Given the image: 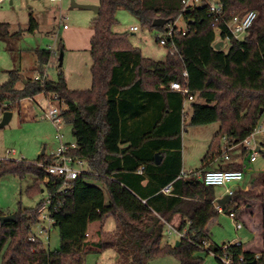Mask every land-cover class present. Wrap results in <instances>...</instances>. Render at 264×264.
<instances>
[{"label":"trees","instance_id":"obj_1","mask_svg":"<svg viewBox=\"0 0 264 264\" xmlns=\"http://www.w3.org/2000/svg\"><path fill=\"white\" fill-rule=\"evenodd\" d=\"M226 21L234 16L257 12L252 28L240 42L232 37L223 22L216 23L221 40L228 42L227 52L215 49L216 28L209 18L208 5L184 9L183 0H100V11L93 22L90 55L92 86L88 90H71L60 74L56 81L44 84L10 72L8 82L0 86V104L9 112L20 109L21 101L45 93L60 107L65 124H70L78 149L70 155L87 165L86 173L69 184L68 192L57 193L61 180L51 177L45 183L51 193L52 224L58 228L61 246L46 249L40 240L31 238L45 230L38 209H22L14 222L0 221V264H85L86 257L113 249L116 264H150L167 255H175L180 264H201L196 253L206 249L207 227L220 213L216 209L217 188L207 186L196 177L178 178L182 171V133L187 106L184 96L171 89L173 82L184 84L188 73L189 95L201 102L189 103L190 125L220 123L203 160L207 167L224 157V148H242L244 140L259 126L264 115V0H218ZM129 11L144 28L166 32L179 18L185 30L175 26L168 39L164 62L146 58L134 48L125 34L114 33L118 10ZM156 19L169 24L153 28ZM38 29L30 18L31 33ZM10 36L9 25L0 24V38ZM55 53L38 52L41 66L48 65ZM22 86L19 88L18 84ZM225 149V150H226ZM161 158L160 163L156 155ZM264 157V152H261ZM55 162L53 156L37 161L0 160V180L8 175L23 177L33 172L37 181L48 177L42 167ZM144 170L139 173L141 168ZM216 170L242 171L238 163ZM99 182V186L90 183ZM255 191H238L233 201L244 200L261 205V242L264 250V175ZM169 188V193L163 190ZM232 201V202H233ZM229 205V204H228ZM226 205L224 212H226ZM9 214L0 211V218ZM180 217L176 226L179 247L165 243V230ZM116 222L112 233L98 232L100 240H90V225ZM224 254L222 247L207 253ZM243 264H264V257L232 245L226 252Z\"/></svg>","mask_w":264,"mask_h":264},{"label":"rangeland","instance_id":"obj_2","mask_svg":"<svg viewBox=\"0 0 264 264\" xmlns=\"http://www.w3.org/2000/svg\"><path fill=\"white\" fill-rule=\"evenodd\" d=\"M90 0H88L89 2ZM217 2L218 0H206ZM87 0H4L0 5V24L9 25L10 36L0 38V86L8 82L10 72L17 71L25 78L34 80L36 76H47V80L56 81L62 74L71 90H85L92 86L91 68L93 65L90 55L91 38L94 33L93 22L97 14L93 11L76 8L74 5L99 6L100 0H95L96 4L83 3ZM92 2V0H91ZM33 17L38 23L35 33L29 31L30 18ZM117 23L113 27L114 33L125 34L134 48L142 51L146 58L157 62H164L168 49L161 46L157 38L160 32L144 28L140 22L127 10L120 9L116 14ZM64 26H67L65 29ZM137 26L138 31H130L131 27ZM178 30L186 29L183 18H179L175 24ZM215 42H222L220 30L215 31ZM227 52L230 44L226 41L222 46ZM221 48V49H222ZM51 50L55 53L48 65L41 66L38 62V52ZM21 83L18 84L20 88ZM45 93L34 97L31 108L26 112L20 106L12 112L11 121L0 128V160L34 162L40 156L51 157L57 153L59 142L55 136L57 131L53 123L43 117V112L49 108H66L57 101H51ZM194 102H201L195 98ZM189 116L185 117V128L182 133V170L184 172L201 171L203 160L208 153L213 137L220 130V123L205 126L190 125V115L192 108L187 103ZM3 114H0V123ZM264 127V115L259 123L258 130L251 137L250 149H253L252 142L262 141L264 134L260 128ZM62 134L65 142L73 143L74 137L70 124H63ZM226 148L223 146V151ZM11 152V154H8ZM225 152V151H224ZM232 162L243 163L248 159L247 153L243 155L242 148L237 147L228 151ZM227 164V161H224ZM249 165V163L247 162ZM209 166L217 167V163ZM253 171L247 175V181H254L260 172H264V157L260 153L258 162L251 165ZM90 183L99 186V182L91 180ZM240 184V183H239ZM238 183L230 184L232 188L238 189ZM244 189L245 183H241ZM259 189V188H258ZM258 189L250 190L255 191ZM219 194L222 190L217 189ZM48 191L45 182L37 181L33 172L26 173L23 177L8 175L0 180V211L13 215L22 209H38L40 203L47 200ZM235 213V219L229 213ZM261 218V205L253 202L248 208L244 200L231 202L226 212L221 213L212 220L208 227V241L206 249L196 253V258L202 260L201 264H220L212 253H207V249L215 246L240 242L244 247L258 251L257 255L264 257V250L261 246L260 234L253 226H249L247 221L258 222ZM240 223L242 229L237 230L236 224ZM253 224V223H252ZM46 230L36 231V237L44 243L46 249L57 250L61 246V239L58 228H51L46 224ZM116 229V222L109 218L103 224L96 222L90 225V240L97 242L100 240L98 232L104 234L112 233ZM169 228L165 230V243H176L179 238L176 234H169ZM118 255L113 249L102 251L100 254H89L85 264H116ZM150 264H180L175 255L162 256Z\"/></svg>","mask_w":264,"mask_h":264},{"label":"built area","instance_id":"obj_3","mask_svg":"<svg viewBox=\"0 0 264 264\" xmlns=\"http://www.w3.org/2000/svg\"><path fill=\"white\" fill-rule=\"evenodd\" d=\"M54 1V0H52ZM4 2V0H0V5ZM205 2L208 5L209 10V18L212 19V24L216 28V30H219L216 26V23H219L220 21L224 23L225 27L227 28L229 32V37L235 39L236 41L240 42L244 39L247 32L252 28L254 22L257 19V12L250 11L244 16H234L229 21H226L225 19V13L222 10L221 5L218 4V2H208L206 0H183L184 9H188L191 7H200L205 4ZM66 29L67 26H64ZM138 28H132L131 31L136 32ZM175 33V26H168L166 27V32L160 34V36L157 38L158 43L161 46H166L168 39L173 37ZM46 75H39L34 78V81H38L42 84H44L47 80ZM183 79L184 84L181 82H173L171 84V89L177 92H180L184 96V112L185 107L187 103L194 102L195 98L189 95V87H188V73H183ZM52 101V100H51ZM51 101H49V105L52 106ZM8 107L7 104H0V114H4L8 110L6 108ZM43 117L50 120L56 131L57 135L55 136L56 140L59 142V146L57 149V153L53 155L55 162L51 165L43 166L45 169L48 177L45 179V183H49L51 180V177L56 178L58 180H61L62 184L61 187L58 189L57 193L64 194L68 192L69 190V184L76 180L78 177H80L82 174L86 173L87 171V165L84 160L74 157L70 155V152L73 150L78 149V146L75 142L73 143H66L65 137L62 134L63 129V119L61 117V110L60 108H49L48 111L43 112ZM259 127V126H258ZM258 128L256 129V131ZM255 131V132H256ZM264 134V127L262 126L259 130ZM254 132V133H255ZM254 134H252L250 137H248L244 142L242 143V146L247 151L248 160L250 163H255L258 160V156L261 152H264V143L262 141L259 142H252L254 144L253 149H250L251 145V137H253ZM8 154H11V152H8ZM226 159H228L226 157ZM144 168L142 167L140 169V172L143 171ZM189 177H196L199 180L203 181V183L207 186H212L217 189L222 190L221 195L218 197L217 201L219 199H222L226 195L234 196L236 191L231 188L230 184H236L240 183L244 180V172L243 171H231V170H208L204 174L197 173L195 171L190 172H184L183 170L180 172V175L178 178H189ZM164 193H169V188H166L163 190ZM52 200L53 197L51 193L48 192V198L47 200L43 201L42 205L40 206L38 210V218L40 222L44 225L43 228H46V224H49L51 226L52 224ZM216 201V209L221 214L224 213V207H221L217 204ZM229 216L232 219H235V213L230 212ZM169 234H176L179 237L185 238L186 232L179 233L176 229L172 228L168 225ZM236 228L241 229L242 225L240 223L236 224ZM42 230V229H41ZM39 239L36 237V235L32 236L31 241L35 242ZM232 245L240 246V242H235L233 244L224 245L222 247V251L224 254H217L212 253L217 260L220 262V264H243L244 259L240 258L239 261H234L232 257H230L226 252L230 249ZM261 256L256 255V259H259Z\"/></svg>","mask_w":264,"mask_h":264},{"label":"crops","instance_id":"obj_4","mask_svg":"<svg viewBox=\"0 0 264 264\" xmlns=\"http://www.w3.org/2000/svg\"><path fill=\"white\" fill-rule=\"evenodd\" d=\"M93 1H95V0H92V2H91V0L88 2V0H87V2H83V3H92V4H96L97 5V3L96 2H93ZM132 28H138L137 26H134V27H131L130 28V31H131V29ZM181 30H185V29H181ZM138 31V30H137ZM136 31V32H137ZM133 32V31H132ZM90 89V88H89ZM85 90H88V89H85ZM30 100H32V99H25V100H23V101H21V106H22V109L21 110H24L25 112L28 110V109H30L31 108V102H30ZM67 143H69V142H67ZM236 148H233V150H235ZM225 152H224V157H223V159H221V160H217L216 162H214V163H217L218 164V166L217 167H214V166H208L207 167V171L208 170H216V169H219L220 167H223V168H226L230 163H238V162H232V158L230 157V155L229 154H227L228 153V151H230V150H228V149H226V150H224ZM226 157L228 158V159H226ZM224 161H227V164L226 163H224ZM247 162L249 163V165L247 164ZM258 162V160L255 162V163H257ZM239 165H241V168H242V171L244 172V180L242 181V182H240V184L241 183H245V186H244V189H241L240 188V184L238 185V189L236 190L235 188H233L236 192H238V191H250V190H254V189H258L259 187H260V177L262 176V175H264V172H260V174L258 175V178H256V179H254V181H250V182H246L247 181V175L250 173V172H252L254 169H253V167L251 166L253 163H250L249 162V160L247 159V158H245V160L243 161V163H238ZM142 172V171H141ZM140 171H139V173H141ZM232 188V187H231ZM221 194H219V196H220ZM218 196V197H219ZM248 208H251V207H249L248 206ZM180 217L179 216H177V217H175V219H174V221H173V224L172 225H169V226H171L172 228H174V229H176V226L179 224V222H180ZM253 223V224H252ZM247 224L249 225V226H253L255 229L254 230H257L258 232H259V234H260V240H261V218L259 219L258 218V222H253V221H247ZM242 229V228H241ZM238 230H240V229H238ZM180 238V237H179ZM179 238L177 239V241H179ZM176 241V242H177ZM242 244V243H241ZM261 246H262V242H261ZM242 247H243V249L245 250V251H249V252H252V253H255L256 255H257V252L258 251H254V250H251V249H249V248H246V247H244V245L242 244ZM262 249H263V247H262ZM259 255H262V254H259Z\"/></svg>","mask_w":264,"mask_h":264},{"label":"water","instance_id":"obj_5","mask_svg":"<svg viewBox=\"0 0 264 264\" xmlns=\"http://www.w3.org/2000/svg\"><path fill=\"white\" fill-rule=\"evenodd\" d=\"M76 8H80V9H84V10H89V11H93L95 12L96 14L99 13L100 11V7L99 6H92V5H74ZM169 24V21L166 20V19H156L154 22H153V28H163L165 27L166 25ZM224 45V42H220V43H217L216 46H215V49L217 51H220L222 46ZM12 119V112H5L3 114V119L0 123V128H3L4 126H6ZM156 160L158 163H160L161 161V158L160 156L157 154L156 155ZM233 201V197L230 196V195H226L224 196L222 199H219L217 201V204L221 207H225L226 205L230 204L231 202ZM16 220V215L13 214V215H8V216H3L0 218V221L2 224L6 223V222H14ZM181 244L180 241H177L176 244H175V247H179ZM251 264H256V261L251 263Z\"/></svg>","mask_w":264,"mask_h":264}]
</instances>
